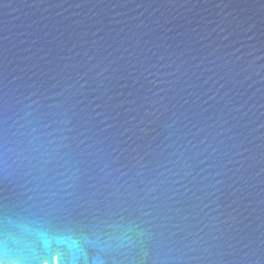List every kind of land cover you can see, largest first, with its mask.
<instances>
[{"label":"water","instance_id":"1","mask_svg":"<svg viewBox=\"0 0 264 264\" xmlns=\"http://www.w3.org/2000/svg\"><path fill=\"white\" fill-rule=\"evenodd\" d=\"M0 264H264V0H0Z\"/></svg>","mask_w":264,"mask_h":264}]
</instances>
